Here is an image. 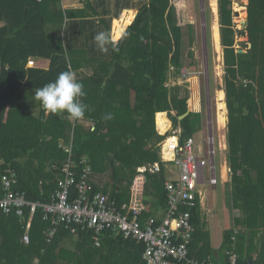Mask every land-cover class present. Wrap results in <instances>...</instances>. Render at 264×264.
<instances>
[{
	"label": "trees",
	"instance_id": "16d2710c",
	"mask_svg": "<svg viewBox=\"0 0 264 264\" xmlns=\"http://www.w3.org/2000/svg\"><path fill=\"white\" fill-rule=\"evenodd\" d=\"M173 1L139 4L131 25L124 12L112 26L117 42L102 52L95 35L110 34L112 20L132 9L130 0H83L80 9L64 8L63 0H0V200L16 193L29 203L50 204L64 179L62 167L70 160L71 201L80 194L76 189L87 166L88 196L108 195L121 206L129 201L137 169L158 164L159 172L142 175L147 212L140 226L164 216L166 170L173 167L160 157V145L170 135H158L156 114L168 115L172 128L181 131V141L194 140L203 119L201 113L190 112L180 120L188 110V92L168 87L170 71L181 78L187 61L194 60L189 51L192 26L178 25ZM232 4L217 0L230 171L224 204L230 221L215 250L196 195L188 250L198 262L230 264L234 255L236 264H264V0H248V25L242 30L233 23ZM243 37L247 41L237 53L236 39ZM29 59L46 60L48 68H28ZM68 70L84 86L79 99L87 110L82 118L41 109L34 128L5 123L8 110L26 113L36 102L40 106L35 90ZM11 173L16 182L5 188L3 178ZM17 210H0V264H142L141 244L105 232L97 247L92 231L78 227L73 234L62 224L50 237L55 228L51 215L41 207L31 215L23 207L21 219Z\"/></svg>",
	"mask_w": 264,
	"mask_h": 264
},
{
	"label": "built area",
	"instance_id": "2783aa9c",
	"mask_svg": "<svg viewBox=\"0 0 264 264\" xmlns=\"http://www.w3.org/2000/svg\"><path fill=\"white\" fill-rule=\"evenodd\" d=\"M36 63L37 61L29 59L27 67H36ZM186 77L187 73H184L181 78L185 80ZM166 134L170 136L163 141L165 142L164 156L161 150L163 142L160 145V157L163 162L173 167V169L166 170L168 180L164 184L168 208L162 218L158 220L150 218L143 227L140 226V218L144 212H147V207L142 198L144 188L142 175L146 171L159 172L158 164H154L148 169L144 167L137 169L139 174L130 187L129 201L121 206L111 201L108 195L96 193L93 196H88L90 187L87 183L89 175L87 166L82 170L81 183L76 189L80 194L71 201L68 193L74 183V175L71 171L74 164L68 160L61 170L64 179L58 182L57 191L50 204L29 203L24 195L15 193L0 200V210L9 214L14 208H17V216L21 218L23 216L21 208L29 207L32 215L36 207H41L46 214L53 217L51 225L55 228L50 231V237L53 236L59 224H62L66 229L70 228L73 234L77 233L78 227L80 230L92 231L93 241L97 247L105 232L122 236L124 240L143 245L142 264H211L190 258L188 248L194 233L191 224V211L195 207L196 195L200 196L198 188L214 189L218 184L214 161L209 158L214 153L212 146L211 150L208 148L206 151V161H202L199 155L200 153L204 154V151L196 148L195 140L190 138L181 141V131L178 129L168 128L165 134L159 135ZM166 142L169 143L165 148ZM205 166H207V171H205ZM10 176V178H3L5 188H9L16 182L15 175L11 173ZM181 207L187 208V211H182ZM47 218L45 217V219ZM27 228H29V224H27ZM23 239L24 242H27L26 236ZM230 262V264H236L234 255L231 256Z\"/></svg>",
	"mask_w": 264,
	"mask_h": 264
},
{
	"label": "rangeland",
	"instance_id": "374dc122",
	"mask_svg": "<svg viewBox=\"0 0 264 264\" xmlns=\"http://www.w3.org/2000/svg\"><path fill=\"white\" fill-rule=\"evenodd\" d=\"M210 1L211 0H174L172 2V4L176 8L178 25L184 27L190 24L192 26L193 39L192 46L189 51L193 54L194 65L192 64L191 60L187 61V64L185 66L186 69H183L186 71L182 70V75L180 76L182 77L184 73H187V77L185 80H182V78H177L174 75V71L171 70L168 87L180 86L181 90H184L185 88L188 92L187 107L189 112H202L201 114L203 115V119H205L203 121L205 123L203 129L211 128L210 133L212 132V134L208 133V131L206 130H201V134H196L194 136V139L196 148L202 149L204 151V154L200 153L199 155L202 161H206V151L208 148L209 150H211L212 146V151L214 153L213 156H210L209 158L211 161H214L213 164H215V173L216 176H218L219 178L221 164L226 165L228 167L226 160V128L220 129L218 123H216V120H218V94L221 90L224 92V67L222 61V47L220 46V50L218 51L213 40L212 27L214 25L215 15L213 13V8L211 7ZM232 1V10L234 13L233 23L235 24L237 30H242L243 25L241 24V21L245 20L247 16L246 6L248 4V0ZM130 2H132L131 7H133V11L137 13L139 4L146 3L147 0H130ZM239 10L244 11V18H240ZM122 13L120 14V16L122 15ZM127 22L129 21L127 20ZM216 22L218 23V15ZM112 24L113 20L111 22V31ZM246 41L247 38L245 37L237 38L236 45L238 46H236V49L240 50L241 46L239 44L246 43ZM40 66L43 65L40 63ZM40 66H38V64L36 63V67L41 68ZM190 101H192V104L189 103ZM224 106L226 108L225 97ZM10 115L12 114L10 113ZM225 116L227 121V109ZM164 117L166 118L169 124L166 123L167 127H165L163 133L158 130L156 124V131L158 135L165 134L168 128H172V124L166 113H164ZM164 143L165 142H163L161 149L163 156L165 152ZM205 171H207V166H205ZM228 174L230 175L229 172ZM198 190L200 194L203 195L201 197H203L204 208L206 210H215L214 212L216 217H213V221L216 222V227H214L213 224L212 226L214 230L213 235L215 240L217 241L218 239H221V230L225 229V227H222L223 221L226 222L230 219V215L227 210L228 208L224 204V185L219 184L217 189L209 187H200L198 188Z\"/></svg>",
	"mask_w": 264,
	"mask_h": 264
},
{
	"label": "clouds",
	"instance_id": "9594fccd",
	"mask_svg": "<svg viewBox=\"0 0 264 264\" xmlns=\"http://www.w3.org/2000/svg\"><path fill=\"white\" fill-rule=\"evenodd\" d=\"M94 40L97 48L102 52H107L108 45L112 44V37L104 31L96 34ZM83 87L73 71H63L53 82L36 89L34 97L45 112L49 114L66 112L71 119L78 120L87 110V105L79 99L85 95ZM201 196L203 195L200 194V198Z\"/></svg>",
	"mask_w": 264,
	"mask_h": 264
},
{
	"label": "crops",
	"instance_id": "0c3cea01",
	"mask_svg": "<svg viewBox=\"0 0 264 264\" xmlns=\"http://www.w3.org/2000/svg\"><path fill=\"white\" fill-rule=\"evenodd\" d=\"M90 1H93V0H90ZM129 4H130V7H131V5H132V2H129ZM63 6H64V8H74V9H80V8H82L83 7V0H63ZM136 7V6H135ZM131 8H133V7H131ZM127 11V14H126V19L128 18V12L129 11H133V9H129V10H123L122 12L124 13V12H126ZM121 12V13H122ZM134 12V11H133ZM120 13V14H121ZM123 13H122V15H123ZM136 14L137 13H135L134 12V18H135V16H136ZM122 15L118 18V19H113V24H114V22H117V21H119L120 20V18L122 17ZM134 20V19H133ZM133 20H132V22H133ZM132 22H127V20H126V24H130V23H132ZM113 24H112V26H113ZM131 25V24H130ZM129 25V26H130ZM128 28V27H127ZM126 28V29H127ZM112 30H113V27H112ZM126 31V30H125ZM111 35H112V31H111ZM112 37V36H111ZM122 37V36H121ZM113 41V40H112ZM117 41H114L113 43H116ZM40 63L43 65V66H40ZM37 64H38V66H40L42 69H47L48 68V64H49V62L48 61H46V60H38L37 61ZM220 92H223L222 90L220 91ZM219 92V93H220ZM224 97H225V95H224ZM41 109H42V107H41V105L39 106V104H38V102H36L34 105H32L29 109H28V111L26 112V113H22V112H19V111H16V112H14V113H11L12 111H10V110H8L7 112H6V116H5V120H6V124L7 125H13V126H16V127H24V128H34V127H36V123L39 121V119H38V117H39V114H40V111H41ZM10 113L12 114V115H10ZM195 113H202V112H195ZM158 114H160V113H158ZM217 118H218V113H217ZM205 119H202V128H201V130L202 131H204V130H206V131H208V133H210V131H211V128H206V129H203V127H204V121ZM218 120H216V123H218V126H219V128L220 129H225L226 127H225V125H226V122H225V124H224V127L222 128V125L219 123V122H217ZM199 134H201V132H199ZM210 134H212V132L210 133ZM195 140V139H194ZM228 172H229V169H228V167L226 166V165H222L221 164V166H220V177L218 178V176H217V180H218V184H217V187H216V189L218 188V185L219 184H222V185H225L226 183H228L229 182V180H230V175L228 174ZM223 181H225V182H223ZM224 183V184H223ZM200 206H201V221L203 222V224H204V226H205V229H206V231L208 230V231H210V233H211V244H212V247L215 249V250H218V248L220 247V242H221V239H218L217 241L215 240V238H214V230H213V226H212V224L214 225V227H216V222L215 221H213V217H216V215H215V210L214 211H212V210H208V212H207V210L204 208V206H203V197H201V203H200ZM235 214L236 215H238V212L237 211H235ZM230 215V214H229ZM229 221H230V219L228 220V221H226V222H224L223 221V225H222V227H225V229H222L221 230V232H223L224 230H226L227 228H228V226H229ZM141 223V222H140ZM221 224H222V222H221ZM220 225V224H219ZM143 226H144V224H143ZM220 232V233H221Z\"/></svg>",
	"mask_w": 264,
	"mask_h": 264
},
{
	"label": "bare ground",
	"instance_id": "6f19581e",
	"mask_svg": "<svg viewBox=\"0 0 264 264\" xmlns=\"http://www.w3.org/2000/svg\"><path fill=\"white\" fill-rule=\"evenodd\" d=\"M217 0H211V7L213 8V13L215 15V21H214V25L212 27V31H213V40L216 46V49L219 51L220 50V41H219V27H218V23L217 21ZM239 14H240V18H244L245 14L243 13V10H239ZM134 19V12L133 11H129L128 12V18L126 20H128L129 22L132 21ZM211 29V28H210ZM217 106H218V122L222 125V128L224 127V124L226 122V108L224 106V92H220L218 94V100H217ZM169 124L166 120V118L164 117V113H160L157 114L156 116V124L158 127V130L163 133L165 130V127H167L166 125ZM169 142H166L165 144V148L167 147Z\"/></svg>",
	"mask_w": 264,
	"mask_h": 264
},
{
	"label": "water",
	"instance_id": "95a60500",
	"mask_svg": "<svg viewBox=\"0 0 264 264\" xmlns=\"http://www.w3.org/2000/svg\"><path fill=\"white\" fill-rule=\"evenodd\" d=\"M241 24L243 25V29H245L248 25V17L246 16L245 20L241 21ZM237 53H242V51H238ZM189 110H187V113H185V115L181 116L179 119L181 120L182 118H184L185 116H187L189 114Z\"/></svg>",
	"mask_w": 264,
	"mask_h": 264
}]
</instances>
